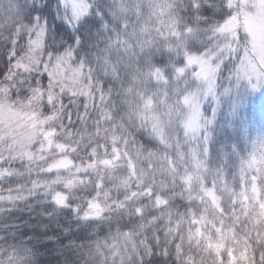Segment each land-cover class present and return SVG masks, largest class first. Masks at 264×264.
I'll list each match as a JSON object with an SVG mask.
<instances>
[{"label":"trees","instance_id":"trees-1","mask_svg":"<svg viewBox=\"0 0 264 264\" xmlns=\"http://www.w3.org/2000/svg\"><path fill=\"white\" fill-rule=\"evenodd\" d=\"M84 2L74 21L61 0H0V96L37 129L0 155V264H264V94L230 79L251 5ZM190 56L215 66L216 110L189 101Z\"/></svg>","mask_w":264,"mask_h":264},{"label":"rangeland","instance_id":"rangeland-1","mask_svg":"<svg viewBox=\"0 0 264 264\" xmlns=\"http://www.w3.org/2000/svg\"><path fill=\"white\" fill-rule=\"evenodd\" d=\"M61 2L71 11L74 21H78L87 12L84 0H61ZM241 2L243 4L249 3L252 7L251 11L244 13L245 28L250 38L251 50L247 53L245 61L238 65L239 68L230 74V79H238V81L244 82L248 88V93L261 92L264 94V0H241ZM235 22L233 18L225 24L222 29L224 33L231 31ZM186 64L187 70H191V77L205 85L202 89L203 98L196 97V93H194L192 96L190 95L191 98L188 100L200 102L198 103L200 105L210 100L214 104L213 109L216 110L217 104L221 101V91L218 89V73L215 71V66L211 65L210 58L198 59L190 56L187 58ZM61 72L57 71L56 67L50 77L53 83L66 84L68 82V76H65V72ZM182 73V70L178 71V74ZM198 104L191 103L193 113L186 124V133L189 136H192L191 134L197 132L201 127L199 125L201 111ZM31 119L32 117L27 115L25 109L8 103L3 96H0V155L4 150L9 151L10 148L15 153L27 155L26 146L31 143L34 132L37 130L36 124L31 122ZM262 157L264 160V147ZM220 238L222 244L228 247L232 261L244 260V249L238 240ZM218 244L214 245L215 248L220 246V243Z\"/></svg>","mask_w":264,"mask_h":264}]
</instances>
